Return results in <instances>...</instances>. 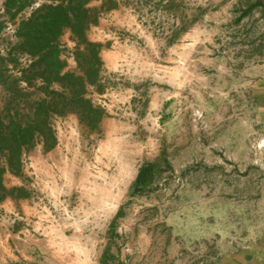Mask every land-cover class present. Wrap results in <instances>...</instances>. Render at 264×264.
Returning a JSON list of instances; mask_svg holds the SVG:
<instances>
[{
	"label": "rangeland",
	"instance_id": "obj_1",
	"mask_svg": "<svg viewBox=\"0 0 264 264\" xmlns=\"http://www.w3.org/2000/svg\"><path fill=\"white\" fill-rule=\"evenodd\" d=\"M3 1L7 57L49 0L12 21ZM114 1L86 30L106 115H52L54 146L3 174L25 196L0 203V264H264V0ZM58 40L76 71L70 31Z\"/></svg>",
	"mask_w": 264,
	"mask_h": 264
},
{
	"label": "trees",
	"instance_id": "obj_2",
	"mask_svg": "<svg viewBox=\"0 0 264 264\" xmlns=\"http://www.w3.org/2000/svg\"><path fill=\"white\" fill-rule=\"evenodd\" d=\"M49 0L19 18L14 29L15 41L0 54V203L7 197H24L22 186L6 187L3 174L20 172L22 155L37 142L51 149L55 136L50 124L52 115L73 113L88 129L97 128L105 109L88 96V88L101 82V44L90 41L86 30L96 23L100 13L116 5L114 0ZM35 0H4L9 20L16 19ZM5 21H0V32ZM65 29L76 44V71L64 70L59 37ZM18 55L31 58L18 62ZM149 164H143L134 186L143 187Z\"/></svg>",
	"mask_w": 264,
	"mask_h": 264
}]
</instances>
